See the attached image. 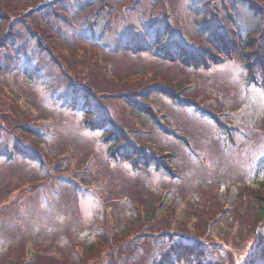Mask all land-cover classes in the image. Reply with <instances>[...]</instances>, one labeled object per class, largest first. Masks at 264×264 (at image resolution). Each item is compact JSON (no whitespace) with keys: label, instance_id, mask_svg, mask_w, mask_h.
Here are the masks:
<instances>
[{"label":"rangeland","instance_id":"obj_1","mask_svg":"<svg viewBox=\"0 0 264 264\" xmlns=\"http://www.w3.org/2000/svg\"><path fill=\"white\" fill-rule=\"evenodd\" d=\"M92 1L0 0V38L21 35L6 70L0 60V264H264L254 194L264 177V69H248L232 48L192 69L112 43L132 29L145 35L148 21L206 48L198 22L204 3L218 1L100 0L72 16ZM235 9L232 18H250ZM97 10L114 36L59 40ZM152 86L164 90L144 91ZM86 91L143 160L90 128ZM148 154L164 164L148 165Z\"/></svg>","mask_w":264,"mask_h":264},{"label":"trees","instance_id":"obj_2","mask_svg":"<svg viewBox=\"0 0 264 264\" xmlns=\"http://www.w3.org/2000/svg\"><path fill=\"white\" fill-rule=\"evenodd\" d=\"M218 1V7H215L211 3H204L203 6V17L202 22H198V35L204 39L206 48L200 46V48H190L186 45H183L172 33V31L166 27L165 25H152L150 27V23L146 21V24H142V29L145 32V35H139V29H132L131 32L127 33L132 36L127 38L125 41L124 34L121 33L118 35L119 38L115 37L112 40V43L116 46L117 49H121L123 52H127L130 54H142L145 52H152L153 54H157L161 58H165L168 61H179L185 68H192L195 69L197 66H205L202 63V58L206 61V57L213 61V54H219L221 57L228 58L230 55V49L232 50L231 53L238 52V58L242 61L243 65L246 64V67L249 69L250 67H254L258 71H263L264 69V61L259 58L257 54V50L259 46L264 47V0H214ZM101 1H92L90 4H87L85 7H80V14H73L74 18L81 17L84 15L91 6L95 4H100ZM240 6L245 11V15H250L248 20L232 18L229 12H236V7ZM103 7V5L101 6ZM226 8V9H225ZM231 10V11H230ZM89 11V10H88ZM100 10H97L96 14H92L91 18L86 17L82 21V24L77 28L75 31L66 32L61 36L62 41L69 42L74 41L75 39L78 40L79 44L83 42H91L89 40L94 39L92 38L93 34H98L101 37H106L109 35V32L112 31V35L114 36V27L111 25V20L107 15L100 14ZM225 11V12H224ZM237 13V12H236ZM1 18H6L4 14H0ZM95 16V19H94ZM202 15H200L201 17ZM88 18V19H87ZM67 19V18H66ZM238 22L239 24H237ZM200 23V24H199ZM228 25V29H221L224 28V25ZM221 27V28H220ZM129 30L133 27V25L128 26ZM228 30V31H226ZM137 36H134V34ZM123 34V36H122ZM21 35H13L12 37H3L0 38V55L2 53L9 51L6 56H4L1 61H4L1 64L3 69H7V62L6 60L10 59V56L13 52V56L17 57L18 53H20V48H17V37ZM74 39V40H73ZM241 40L242 42H240ZM21 41V40H20ZM42 39H37V43L40 44ZM247 46V48H246ZM49 48V46H46ZM245 47V48H244ZM82 49V48H81ZM243 49V50H242ZM42 51H44L42 49ZM251 53V54H250ZM255 55V56H254ZM55 61L57 57L54 58ZM208 63L209 60H207ZM4 65V66H3ZM250 66V67H248ZM74 88L75 85L70 83ZM72 88L71 86H69ZM160 90L163 91L160 86H152L144 89L147 93L150 91ZM71 95L74 97L76 96V92L72 89ZM89 93L86 91L83 94L84 103L86 106L84 108V112L88 115L89 119L87 124L90 128H94L96 130H101L104 133V138L108 140L111 145L114 146V150L117 154L121 153V155H128L129 153H134L136 159L143 160L144 158L141 157L143 155V148L137 146L136 143H129L127 140V136L125 132L115 123L114 120L106 115L104 109L93 102L92 98L89 100ZM116 95H123L122 97L125 99L126 94L118 93ZM73 97H71L70 101V108L74 111L79 108V103L77 104ZM129 99V98H128ZM132 100V99H131ZM132 106L142 107L136 100L131 101ZM139 111V110H138ZM141 113V111H140ZM122 141V145H118V141ZM123 148V149H122ZM119 153H118V152ZM146 157H149L150 163L151 161L153 164H156L159 161L155 155L148 154ZM39 157L36 154L34 160H38ZM42 158H40L41 160ZM162 164H164L162 162ZM262 171H264V162L262 163ZM261 187L254 191L255 197H257L256 203V210L257 213L260 215L264 213V177L260 181ZM16 187H11L9 190L11 193ZM261 191V192H260ZM259 199V200H258ZM103 236H105L103 234ZM109 238L105 237V241L108 242ZM44 257V256H43ZM42 257V258H43ZM164 258H161L155 264H162Z\"/></svg>","mask_w":264,"mask_h":264}]
</instances>
